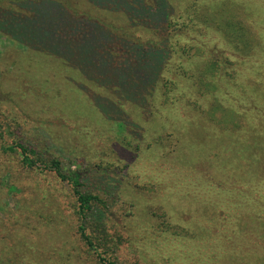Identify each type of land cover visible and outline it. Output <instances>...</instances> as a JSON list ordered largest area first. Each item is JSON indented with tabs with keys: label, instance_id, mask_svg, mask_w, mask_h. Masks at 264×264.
<instances>
[{
	"label": "rangeland",
	"instance_id": "obj_1",
	"mask_svg": "<svg viewBox=\"0 0 264 264\" xmlns=\"http://www.w3.org/2000/svg\"><path fill=\"white\" fill-rule=\"evenodd\" d=\"M55 1L77 17L117 25L127 19L88 0ZM169 1L175 17L191 2L214 7L227 0ZM232 1L245 6L246 19H264V0ZM0 7L14 3L0 0ZM212 36L210 43L218 39ZM186 55H173L178 73ZM91 93L107 95L61 60L0 32V264H101L79 237L70 185L3 150L17 141L77 169L84 188L107 199L113 241L106 255L118 264H264V228L257 225L264 222V183L229 158L234 148L218 144L219 129L175 101V92L170 106L156 100L150 115L124 104L131 125L120 128ZM227 96L235 107L240 94Z\"/></svg>",
	"mask_w": 264,
	"mask_h": 264
},
{
	"label": "trees",
	"instance_id": "obj_2",
	"mask_svg": "<svg viewBox=\"0 0 264 264\" xmlns=\"http://www.w3.org/2000/svg\"><path fill=\"white\" fill-rule=\"evenodd\" d=\"M10 1L14 7H0V32L61 60L103 88L106 96L90 97L106 119L128 128L131 119L124 104L150 115L156 100L162 108L170 106L175 92V101H185V107L220 130L218 144L227 143L229 151L233 146L229 158L237 167L242 172L249 167L256 184L264 183V19H246L245 6L232 0L214 7L191 2L177 19L169 0H88L96 8L123 13L127 17L123 25L77 17L55 0ZM209 35L218 39L210 43ZM178 52L189 54L179 73L173 64ZM86 53L88 60L82 59ZM176 76L190 88H181ZM232 92L240 94L235 107L227 96ZM244 99H250L248 106ZM3 150L17 152L26 168L47 169L67 182L80 220V239L101 264H118L106 255L113 241L106 225L110 205L99 193L84 188L77 169H64L61 160L44 157L28 141ZM257 225L264 228V222ZM118 243L112 244L115 249Z\"/></svg>",
	"mask_w": 264,
	"mask_h": 264
}]
</instances>
